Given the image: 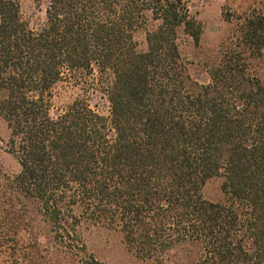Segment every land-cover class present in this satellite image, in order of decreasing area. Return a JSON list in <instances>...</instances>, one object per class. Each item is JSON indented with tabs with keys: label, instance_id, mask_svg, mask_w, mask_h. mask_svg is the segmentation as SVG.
Listing matches in <instances>:
<instances>
[{
	"label": "trees",
	"instance_id": "obj_1",
	"mask_svg": "<svg viewBox=\"0 0 264 264\" xmlns=\"http://www.w3.org/2000/svg\"><path fill=\"white\" fill-rule=\"evenodd\" d=\"M41 1L31 26L0 0V117L19 165L0 166V264H100L88 227L121 234L140 264H264V0L205 83L179 44L180 29L203 35L185 0ZM214 178L221 203L202 194Z\"/></svg>",
	"mask_w": 264,
	"mask_h": 264
},
{
	"label": "rangeland",
	"instance_id": "obj_2",
	"mask_svg": "<svg viewBox=\"0 0 264 264\" xmlns=\"http://www.w3.org/2000/svg\"><path fill=\"white\" fill-rule=\"evenodd\" d=\"M21 7L23 19L36 26L42 24L46 18V1L38 4L39 0H13ZM191 17L195 18L203 28V35L200 45L196 46L184 31H178L181 52L189 65V71L198 82L208 81L209 70L218 62L223 44L232 38L235 33V24L241 17L242 12L247 10L256 2L250 0H185ZM228 17L233 19L228 22ZM158 23L151 13L146 14L145 24L138 30L135 39L140 51L147 49L146 33L152 30ZM264 83V63L257 72ZM77 93L67 90L61 91L60 95L54 98L52 113L73 102ZM100 109L107 112V107L100 104ZM11 138V131L4 118L0 117V166L8 173L18 172L19 165L15 157L9 153L8 143ZM203 197L213 203H221L224 199L222 193V179L214 178L208 182L203 189ZM83 237L87 253L98 260L100 264H140L134 254L128 249L123 241L122 235L116 231L99 227H88L83 231ZM57 264H66L65 260ZM74 264H86L78 262Z\"/></svg>",
	"mask_w": 264,
	"mask_h": 264
}]
</instances>
